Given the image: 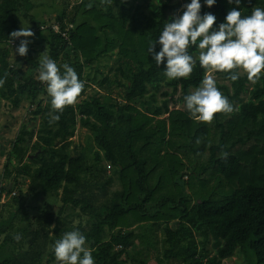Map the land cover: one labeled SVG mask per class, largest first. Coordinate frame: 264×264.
I'll use <instances>...</instances> for the list:
<instances>
[{
    "label": "trees",
    "instance_id": "1",
    "mask_svg": "<svg viewBox=\"0 0 264 264\" xmlns=\"http://www.w3.org/2000/svg\"><path fill=\"white\" fill-rule=\"evenodd\" d=\"M42 1L56 0H0V105L17 109L26 101L39 118L36 129L20 128L6 156L4 175L12 186L1 191L17 188L19 195L11 197L5 215L0 211V264H57L51 245L73 229L85 234L95 264H127L128 251L145 239L135 230L143 224L162 235L156 264H223L236 252L246 264H264V72L254 81L244 73L232 81L215 72L233 111L211 121L175 108L184 107L183 97L207 69L197 62L189 77L169 80L164 63L157 67L147 52L149 41L176 17L173 0H61L54 19L59 32L35 22L26 55L11 62L14 15L35 20L32 12ZM200 2L201 15L216 17L213 28L235 6L229 0L210 8ZM257 6L264 7V0L239 4L244 14ZM42 44L44 55L70 64L85 81L76 102L52 125L46 85L37 78L43 55L32 54ZM189 51L196 55L194 46ZM111 59L115 66L103 74L102 61ZM84 67L101 79L84 75ZM94 83L103 95L86 96ZM78 126L95 145L92 157V146L73 141ZM116 181L119 188L109 191ZM23 185L34 198L59 196L60 206H49V200L42 207L26 205Z\"/></svg>",
    "mask_w": 264,
    "mask_h": 264
},
{
    "label": "clouds",
    "instance_id": "2",
    "mask_svg": "<svg viewBox=\"0 0 264 264\" xmlns=\"http://www.w3.org/2000/svg\"><path fill=\"white\" fill-rule=\"evenodd\" d=\"M112 3V0H108ZM216 0H203L212 7ZM235 4L227 11L222 23L213 28L216 17L211 13L201 15L200 0H189L182 14L163 25L158 37L149 41L146 48L158 67L164 63V76L169 79L187 78L197 62L207 69L199 84L183 97L184 108L190 117L202 122L213 119L216 113H230L233 105L217 87L215 72H224L228 79L236 81L241 73L249 79H259L264 72V7H253L250 14L239 8L240 0H229ZM34 35L29 27L12 31L11 39H20L15 53L24 57L29 39ZM159 50L155 51V45ZM195 47L196 55L189 51ZM38 80L46 85L50 111L49 125L60 120L66 106L73 105L85 81L78 78L75 69L68 63L59 64L48 55H43L38 65ZM4 79L0 77V86ZM226 155V154H225ZM13 239L19 241L16 233ZM57 264H95L94 249L85 234L78 229L64 232L51 245Z\"/></svg>",
    "mask_w": 264,
    "mask_h": 264
},
{
    "label": "rangeland",
    "instance_id": "3",
    "mask_svg": "<svg viewBox=\"0 0 264 264\" xmlns=\"http://www.w3.org/2000/svg\"><path fill=\"white\" fill-rule=\"evenodd\" d=\"M81 0H70L69 2L71 4H74L76 2H80ZM93 1V0H88ZM131 1V0H130ZM149 1H155V0H135V3L141 4V3H148ZM38 2V1H37ZM61 0L56 1H42L39 6H37L33 12L32 15L35 20H31L30 18H24L20 14L16 13L14 16L17 20V26L18 30L21 27H29L30 29L36 28L35 22L37 21H44L47 24L53 23L55 20V17L57 15L56 10L60 9L61 7ZM173 5L176 8V12L172 13L174 16L180 15V10L182 6L185 4V0H173ZM43 45V44H42ZM34 45L33 46V52L32 54L37 57L41 58L42 55H44L46 50V45ZM17 45H14L12 55H11V62L19 61L21 60V57L15 53ZM46 47V48H45ZM105 65H108L105 67ZM114 61L111 60H103L100 66V71L103 74H110L111 70L110 68L114 67ZM110 70V71H109ZM89 74V77H95L96 79H101L100 74H95L93 69H89L88 67L83 68V74ZM215 76V75H214ZM216 79V77H215ZM254 81V79H252ZM165 88H162L161 91H164ZM104 92L100 91L97 84H91L90 88L87 89L86 96L89 95H103ZM164 99L162 95L157 96V100L161 102ZM175 108L185 110L183 105L179 104ZM35 110V106L26 102L22 101L21 105L17 109L13 108L9 102H2L0 105V211L3 215L6 214V211L8 209L7 204L10 202L11 197L15 195H19L18 189L14 188L11 192L8 193V191H1V188H4L5 190H10L12 184L10 183L11 177H6L4 175V164L6 161V156L8 152L11 149L12 143L17 136L20 128L25 125L29 128H37L39 123V118L36 119L33 118V114L31 111ZM165 115L164 117H166ZM77 129H79L78 135H75L73 138V141L75 143H82V144H88L92 146V150L89 151V156L92 157V152L95 150V145L91 142V138H89L87 132L85 129H80L78 126ZM106 176H110L111 172L109 168L106 165ZM11 169V168H10ZM188 176H184V180L186 181ZM105 176H100V180L104 179ZM22 197L25 199V204L33 208L43 206L44 202L49 200L51 204H48L49 206L54 204V206L59 205L60 206V200L59 196L54 198H43V197H36L34 198L32 194H29L27 191V186L23 185L22 187ZM119 188V184L114 182V184L109 188V191H114ZM29 213L34 215L36 213V210H32L29 208ZM87 218L83 217L82 222L84 223ZM78 220H75L74 223L76 224ZM148 224H143L140 227H137L135 230L137 233H141L145 236L144 241L150 242L151 245L148 250L146 249V245L144 241L141 243V241L136 242V248L128 251V258L126 260L127 264H138L139 261H146L145 264H156L157 258H161L162 254V235L160 231L151 232V229H147ZM2 239V236H0V240ZM155 241V244L153 243ZM215 253V250L212 249L211 255ZM247 259L245 255L240 253H235L231 257L225 259L223 261V264H246ZM163 264H179L177 262H163Z\"/></svg>",
    "mask_w": 264,
    "mask_h": 264
},
{
    "label": "built area",
    "instance_id": "4",
    "mask_svg": "<svg viewBox=\"0 0 264 264\" xmlns=\"http://www.w3.org/2000/svg\"><path fill=\"white\" fill-rule=\"evenodd\" d=\"M47 27H50L52 30H54L55 32H59V30H58V25L55 23V22H53V23H50V24H44L43 26H41V29H44V28H47ZM68 27H71V25H68ZM20 39H23V38H17V39H15V40H13L12 41V45H18V43H19V40Z\"/></svg>",
    "mask_w": 264,
    "mask_h": 264
}]
</instances>
